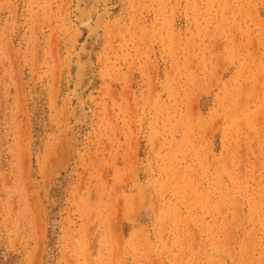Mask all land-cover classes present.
<instances>
[{
  "label": "rangeland",
  "instance_id": "1",
  "mask_svg": "<svg viewBox=\"0 0 264 264\" xmlns=\"http://www.w3.org/2000/svg\"><path fill=\"white\" fill-rule=\"evenodd\" d=\"M0 264H264V0H0Z\"/></svg>",
  "mask_w": 264,
  "mask_h": 264
},
{
  "label": "bare ground",
  "instance_id": "2",
  "mask_svg": "<svg viewBox=\"0 0 264 264\" xmlns=\"http://www.w3.org/2000/svg\"><path fill=\"white\" fill-rule=\"evenodd\" d=\"M81 1V0H80ZM87 1V0H86ZM90 1V0H89ZM81 3V2H80ZM91 3V2H90ZM87 4H88V2H87ZM81 5H83V1H82V4ZM85 5V4H84ZM89 5V4H88ZM91 5V4H90ZM83 7V6H82ZM90 7V6H89ZM83 9V8H82ZM87 10H88V7L86 8ZM90 9V8H89ZM80 10V9H79ZM83 11H86V10H84L83 9ZM81 12V11H80ZM85 13V12H84ZM82 14V13H81ZM83 15V14H82ZM81 15V16H82ZM81 16H79L80 18H82ZM84 16V15H83ZM98 16V15H97ZM100 16H102V15H100ZM105 17V16H104ZM97 20H99V16H98V18L96 19V21L94 22V25L93 26H91L89 29H88V31H91V33H92V35L91 36H93V37H95V41H96V39H97V32H99L98 31V29L99 28H101V27H99L98 26V24H99V21H97ZM101 20V19H100ZM104 20V19H103ZM101 23V22H100ZM101 26V25H100ZM99 27V28H98ZM87 35L89 36V34L87 33ZM90 37V36H89ZM92 38V37H91ZM93 39V38H92ZM95 41L93 42V43H95ZM97 42V41H96ZM89 45L90 44H86V43H84L83 42V45L81 46V50H83V51H88L87 50V48L89 47ZM80 59V58H79ZM77 60V59H76ZM80 61V60H79ZM76 62V61H75ZM80 64H83V63H80ZM78 65H79V63H78ZM85 65V64H84ZM78 67V70H77V78H78V80H80V82H81V79L83 80L84 78H83V76L84 75H82L83 74V65L82 66H77ZM76 73V72H75ZM80 74V75H79ZM79 75V76H78ZM86 80V79H85ZM79 82V81H78ZM82 83V82H81ZM74 87V86H73Z\"/></svg>",
  "mask_w": 264,
  "mask_h": 264
}]
</instances>
